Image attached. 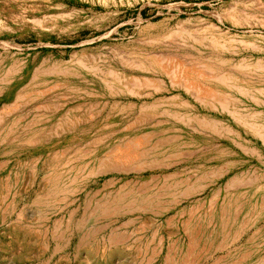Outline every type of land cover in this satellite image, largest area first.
<instances>
[{"label":"rangeland","instance_id":"1","mask_svg":"<svg viewBox=\"0 0 264 264\" xmlns=\"http://www.w3.org/2000/svg\"><path fill=\"white\" fill-rule=\"evenodd\" d=\"M187 82L231 113L142 105ZM259 90L264 0H0V264H264V166L194 184L240 147L205 112L263 126Z\"/></svg>","mask_w":264,"mask_h":264},{"label":"crops","instance_id":"2","mask_svg":"<svg viewBox=\"0 0 264 264\" xmlns=\"http://www.w3.org/2000/svg\"><path fill=\"white\" fill-rule=\"evenodd\" d=\"M226 86V85H225ZM159 90L163 91L161 96H158L157 99H153V101L150 100H144L143 106L147 105L150 106L152 104L157 112L161 111L164 115L168 113L173 119H169L170 122L177 120L174 119L176 116H182L183 114H189L192 113L191 108L195 107L198 108L200 111V107L204 108H211L212 110H216L217 112L222 113H231L229 110L233 109V106H228V108H225L223 104L227 101H229V98H231L233 95L232 90H223L219 88L218 83H197V82H187L185 84H173V83H164L161 85H158ZM154 84H151L149 86L150 89H155ZM228 87V86H227ZM229 88V87H228ZM142 90V89H141ZM141 90H135L136 94L138 95H144L147 93V91H144L145 93H142ZM150 91V90H149ZM231 91V92H230ZM252 88L246 84V93H251ZM258 92L264 93V90H259L254 92V98L259 102L258 112L262 115L264 113V95H259ZM141 93V94H140ZM149 94V92H148ZM155 95V94H153ZM233 100V99H232ZM231 100V102H232ZM257 112V113H258ZM262 112V113H261ZM254 113V112H252ZM250 113L249 115H246V130H236L234 126L230 125L225 120H219L218 114L216 112L213 113V111H206L203 115V121L207 123L211 131L207 132V137H213L211 135L215 134V138H223L225 139L226 143H229L228 140H240L239 142V150L236 152V148H230L228 146H224V148L221 150L222 157H226V159L221 161V165L218 169H216V172H219L218 174H206L204 175L205 182H202L199 178V176L196 178V180H200L199 182H196L194 184H198L200 186L205 187H211L218 185V192L222 193L221 187L223 184H220L219 181L223 180L227 176H229L227 179L228 181H236L238 178H240L241 173L244 171H238L232 170V165L235 167V164L237 162L244 163L246 166H250L251 168H246L248 171H251L256 173L258 170H262V166H264V147L257 148L256 146L252 145V142L250 140H264V125H261L262 121H254L253 114ZM194 115H198L194 111ZM260 122V127L256 128L254 126V123ZM253 124V126H252ZM223 128L222 130L219 129V127ZM207 126V127H208ZM259 126V125H257ZM262 142V141H261ZM262 144H264L262 142ZM184 155V154H183ZM218 158V156H217ZM210 161V160H209ZM255 165H259V168H255ZM251 175V174H250ZM247 177V174H246ZM251 178H246L245 181L241 184L246 185V210L247 214L249 211V203H259L261 200L259 197H257L258 191L252 193L251 192V179L255 178V175H251ZM260 178V179H259ZM256 180H261L262 183H256V186L263 185L264 186V173L260 175V177H256ZM249 188V189H247ZM220 189V190H219ZM257 190V189H256ZM248 208V209H247Z\"/></svg>","mask_w":264,"mask_h":264}]
</instances>
